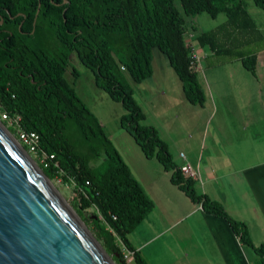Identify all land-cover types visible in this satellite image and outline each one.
Segmentation results:
<instances>
[{
  "label": "trees",
  "instance_id": "1",
  "mask_svg": "<svg viewBox=\"0 0 264 264\" xmlns=\"http://www.w3.org/2000/svg\"><path fill=\"white\" fill-rule=\"evenodd\" d=\"M0 0V112L19 117L34 131L51 159L37 164L49 179L73 183L77 215L90 227L115 264H148L127 238L153 209L154 202L115 148L98 118L64 77L69 56H76L94 75L96 86L122 104L120 125L133 136L146 158L170 171V181L206 213L223 217L242 245L264 264V242L255 244L246 223L229 215L223 205L196 191L182 174L166 142L132 96L127 75L142 81L152 75V48L166 54L181 80L186 100L203 105L205 92L196 60L184 37V20L173 0ZM185 14L219 12L236 29L255 27L243 0H179ZM264 11V0H253ZM39 4V5H38ZM39 7L37 15H35ZM214 32H200V46L214 54H232L255 74L256 54L231 52L217 46ZM75 75L76 70L72 68ZM15 135V129L1 119ZM24 149L27 147L22 145ZM93 212L84 214L87 208ZM122 246L131 251V262Z\"/></svg>",
  "mask_w": 264,
  "mask_h": 264
},
{
  "label": "rangeland",
  "instance_id": "2",
  "mask_svg": "<svg viewBox=\"0 0 264 264\" xmlns=\"http://www.w3.org/2000/svg\"><path fill=\"white\" fill-rule=\"evenodd\" d=\"M243 2L254 21L255 27L252 29H236L226 21L223 12H219L215 17L204 11L194 16L187 15L179 0H173L184 20L185 41L195 57L197 76L205 92L206 98L202 106L186 100L181 80L169 65L166 54L157 47L152 48L151 76L137 82L127 75L132 96L144 113L140 122L155 127L177 165L185 163L179 156L180 153L185 154L189 161L191 156L197 158L205 125L206 130L208 129L206 142H209L210 136L215 134L212 122H264V75L261 61L264 55V11L256 6L253 0ZM209 31L215 33L219 48L245 55L256 54L258 62L255 74L245 69L241 61L232 54H214L207 45L200 46L197 35ZM72 68L76 70L75 75ZM64 77L98 118L124 161H128L134 168L140 164L139 159L145 160L133 136L120 125L124 107L120 102L111 99L105 90L96 86L92 71L80 62L75 52L69 56V65ZM29 154L37 163L35 156ZM151 160L159 164L155 159ZM50 182L60 198L75 211L78 195L73 183H64L59 178L50 179ZM194 188L197 190V182H194ZM90 212H93L91 207L87 208L84 214ZM84 224L90 229L88 224ZM188 241L189 236L183 238L184 243ZM153 245L144 251L152 263V259L157 261L154 251H157L158 247L156 244V248H152ZM245 248L251 258L258 257L250 247ZM125 260L131 262L132 259L129 257Z\"/></svg>",
  "mask_w": 264,
  "mask_h": 264
},
{
  "label": "crops",
  "instance_id": "3",
  "mask_svg": "<svg viewBox=\"0 0 264 264\" xmlns=\"http://www.w3.org/2000/svg\"><path fill=\"white\" fill-rule=\"evenodd\" d=\"M261 59L264 75V55ZM257 62L256 56L255 68ZM212 124L215 134L206 142L205 125L197 158L191 156L189 161L185 154L183 158L195 172L196 191L244 221L255 244L264 242V122ZM151 159H139L134 168L125 161L154 202L153 209L127 234L148 264H252L258 259L249 256L223 217L193 203L170 181V171ZM153 244L158 247L157 261L152 263L144 251Z\"/></svg>",
  "mask_w": 264,
  "mask_h": 264
},
{
  "label": "water",
  "instance_id": "4",
  "mask_svg": "<svg viewBox=\"0 0 264 264\" xmlns=\"http://www.w3.org/2000/svg\"><path fill=\"white\" fill-rule=\"evenodd\" d=\"M0 264H115L1 120Z\"/></svg>",
  "mask_w": 264,
  "mask_h": 264
},
{
  "label": "built area",
  "instance_id": "5",
  "mask_svg": "<svg viewBox=\"0 0 264 264\" xmlns=\"http://www.w3.org/2000/svg\"><path fill=\"white\" fill-rule=\"evenodd\" d=\"M195 59V57L192 55ZM5 120L6 123L12 126L15 129V137L20 142L21 145L27 147V151L33 156L40 158V160L51 159L52 155H47L39 146V137L38 134L34 131H29L23 129L19 125V117L18 116H11L5 111L0 112V120ZM181 158H184L182 153L179 154ZM179 170L182 172L183 175L188 176L190 178L195 177V172L193 171L192 167L189 163L185 162L179 165ZM122 252L124 258L131 257V251L127 250L124 246H122Z\"/></svg>",
  "mask_w": 264,
  "mask_h": 264
}]
</instances>
